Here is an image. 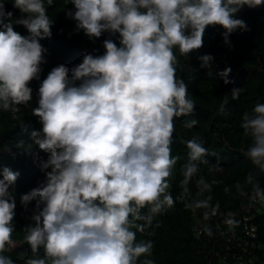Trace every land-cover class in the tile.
Instances as JSON below:
<instances>
[{"label":"clouds","instance_id":"9594fccd","mask_svg":"<svg viewBox=\"0 0 264 264\" xmlns=\"http://www.w3.org/2000/svg\"><path fill=\"white\" fill-rule=\"evenodd\" d=\"M13 12L0 0V111L19 119L32 100L33 80H40L47 49L41 40L52 37L53 20L48 11L55 0H12ZM66 18L76 22L74 32L91 39L104 33L101 55L85 54L71 69L60 64L51 69L38 89V106L31 109L42 127L30 138L47 158H39L43 179L23 194L24 212L34 201L24 226L23 241L31 256L24 264H154L148 259L152 237L160 227L157 217L177 203L195 213L203 210L205 221L220 215L213 203V185L200 175L209 171L216 152L205 147L198 135L181 140L185 152L173 155L176 120L192 115L196 104L188 85L177 77L178 56L187 58L203 47L208 27L220 26L223 43L232 47L230 34L249 31L237 17L246 6H264V0H64ZM14 24L27 30L21 35ZM63 31L62 29L60 30ZM70 36L72 33L69 34ZM115 37L116 39H112ZM200 68L209 69L214 57L197 56ZM231 67L216 73L224 84ZM242 88H232L231 100L240 99ZM229 103L224 97L219 112ZM195 118L182 123L194 129ZM239 127L250 140L241 156L250 163L243 182L236 181V196L249 208H264V102L256 101L240 116ZM219 159V157H218ZM182 179L180 192L170 191L177 164ZM1 167V162H0ZM8 167L0 168V264H15L5 251L13 241L16 201L10 191L19 177ZM196 179L193 198L190 184ZM225 186V194L231 192ZM237 213L227 212L223 223L230 232L239 226ZM155 222V223H154ZM219 228V225H216ZM203 233L213 236L208 224ZM43 250V255H40ZM141 257L145 259L141 260Z\"/></svg>","mask_w":264,"mask_h":264},{"label":"trees","instance_id":"16d2710c","mask_svg":"<svg viewBox=\"0 0 264 264\" xmlns=\"http://www.w3.org/2000/svg\"><path fill=\"white\" fill-rule=\"evenodd\" d=\"M8 11L13 12V19L19 17L20 12L13 7L12 0H4ZM66 9H73L69 4L65 7L64 0H55V4L48 11L49 19L54 21L52 37L41 40V44L47 49L46 63L41 65L40 80H33L29 85L32 88V100L27 107L22 108L18 114V120H12L7 112L0 111V162L1 167H8L13 172H19L17 182L10 191L16 201V216L13 221L15 232L13 243L5 251L15 264H24L26 258L31 256L29 246L24 243V226L34 223L27 219L34 207L33 201L29 205V211L24 212L20 199L21 196L37 186L42 180L43 173L39 170V158H47V154L39 151L30 138L33 130H39L42 125L38 118L32 115L31 109L38 106V89L41 81L46 78L52 68L63 64L69 69L82 62L85 54L101 55L104 52L103 41L109 38L104 33L99 39H91L83 31L74 32L76 22L66 18ZM244 20L249 31L237 30L230 34L232 47L224 45L220 26L208 27L204 38L203 47L187 58L178 56L177 77L188 85V93L196 104L194 113L188 117L176 120V132L174 134L173 155L185 152V146L181 140L190 139L194 135L200 136L204 146L217 156L208 157L209 164L221 165L218 170L209 171L210 165H201L200 175L211 182L221 181L213 185V203H220V215L205 221L203 210L193 213L186 210L183 203H177L169 213L157 217L160 227L155 229L152 237L137 234V240L152 239L154 248L148 259L154 264H240L241 260L255 261L254 257H263V250L258 248L252 240H242L236 233H240L236 227L230 232L223 223L224 215L231 211L237 213L235 218L242 215L247 206V200L235 194L233 185L236 181L243 182L245 175L251 169V165L240 154L241 150L250 143L242 134L239 127L240 116L250 110L257 100L264 102V6L255 9L244 7L237 17ZM63 30L62 32L60 30ZM14 30L21 35H27V30L14 24ZM72 33L70 36L69 34ZM112 39H116L112 37ZM210 54L214 57L211 65L212 75L209 69L200 68L197 56ZM231 67L232 71L228 79L233 83L224 84L223 79L216 73ZM242 88L239 100H231V89ZM229 98L225 112L221 114L219 108L224 97ZM197 119L198 125L191 130L182 128L185 120ZM178 163L171 177L170 191L178 195L179 181L182 179L179 173ZM196 179L193 178L190 190L193 198L197 192ZM261 186L264 187V177H261ZM231 187V192L225 194L223 188ZM254 220L264 223V211L258 212L252 209ZM155 223V222H154ZM208 224L213 229V236L203 233V227ZM219 225V228L216 225ZM202 233L198 235V230ZM40 255H43L41 250ZM145 257H141V260Z\"/></svg>","mask_w":264,"mask_h":264},{"label":"built area","instance_id":"2783aa9c","mask_svg":"<svg viewBox=\"0 0 264 264\" xmlns=\"http://www.w3.org/2000/svg\"><path fill=\"white\" fill-rule=\"evenodd\" d=\"M252 209H257L258 212H263L264 208L260 205H255L254 207L249 208L245 206V212L240 215L237 220L240 221L239 229L240 233H236L242 240H252L256 246L254 251H257L258 248L263 250V257H254L255 261H245L241 260L240 264H264V223H258L254 220V216L252 215ZM198 235L202 233V230H198Z\"/></svg>","mask_w":264,"mask_h":264}]
</instances>
